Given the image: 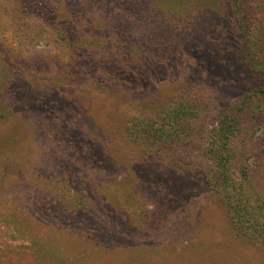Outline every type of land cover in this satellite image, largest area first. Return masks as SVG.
I'll return each instance as SVG.
<instances>
[{
  "label": "rangeland",
  "instance_id": "374dc122",
  "mask_svg": "<svg viewBox=\"0 0 264 264\" xmlns=\"http://www.w3.org/2000/svg\"><path fill=\"white\" fill-rule=\"evenodd\" d=\"M13 1L0 0V264H264V94L255 90L244 108L225 118L234 134L227 144L219 137L218 156L206 148L222 107L253 91L239 70L228 4L149 0L153 14L181 29L187 14L216 10L213 26L220 27L233 69L224 71L222 81L210 76L213 70L210 77H198L185 56L202 58L213 48H154L184 57L157 62L153 93L144 96L153 100L137 102L118 97L129 94L121 89L98 86L83 56L73 69L63 70L69 58L59 35L42 23V16L12 14ZM120 3H94L77 18L98 27L112 13L127 16ZM201 67L209 69L208 62ZM183 99L195 109L173 133L158 109L183 110L188 106ZM151 104L155 126L172 137L164 153L174 156L178 167L155 157L145 161L149 147L135 134L126 135L128 123L152 116ZM41 124L55 132L51 148L38 133ZM244 162L252 185L239 190L242 199L204 184L202 172L214 164L227 166L236 183L247 181L235 167ZM186 164L195 168L183 176L179 166ZM173 173L184 181L175 182ZM210 180L216 187L227 182L213 173ZM243 199L246 207L239 205ZM231 206L243 222L238 234L226 213Z\"/></svg>",
  "mask_w": 264,
  "mask_h": 264
},
{
  "label": "trees",
  "instance_id": "16d2710c",
  "mask_svg": "<svg viewBox=\"0 0 264 264\" xmlns=\"http://www.w3.org/2000/svg\"><path fill=\"white\" fill-rule=\"evenodd\" d=\"M224 1L231 11L236 30L235 38L239 42L237 47V51L239 50V70L248 79L249 86L250 84L253 86V91L245 92L234 101L233 105L229 104L222 107L218 127L211 128L206 138L208 152L212 151L215 155L218 154V148L215 146L219 143V137L224 139L223 144H227L230 136L234 134L225 118L236 114L238 108H244L247 101L246 97L255 90L264 94V0ZM107 2L116 4L122 2L127 16L132 15L133 18L128 20V17L121 13H112V17L104 19L98 27H95L91 19L77 18L78 15H84V10L90 5L94 3L103 5ZM148 2L149 0H14L10 9L13 10L12 14H19L22 18L28 16L40 18L42 16V23H45L53 34L59 35L62 46L67 51V58H69L63 70L73 69L74 64L83 56L86 59L84 66H91L90 70L94 74L95 83L100 87L106 86L108 88L109 86L113 91L121 89L128 92L129 94L125 96L117 94L118 97H123L127 101L153 100L144 98V96L153 93V88L150 85L155 81L153 77V73L156 72L154 65L163 59H175L176 56L178 59L184 57L182 52L173 51L168 55L167 53L153 52L154 48L155 50L169 46L182 48L185 45L192 48L194 46L198 50L204 49V51L213 48L205 53L202 58H199V55L198 57L195 55L185 57L190 60L189 68L199 70L198 77H208L209 70H213L210 76L216 78V81H222L224 71H230L233 67L230 65L232 62L230 51L223 49L225 38L218 32L220 27L213 26L211 16L216 17L217 11L207 8L198 10L195 14L189 13L186 16V27L181 29L176 25L177 23L171 25L168 19L153 14ZM59 12H63L65 18L58 19ZM173 26L178 27L177 30H174ZM95 30H100L103 34L99 35ZM133 49L136 50L135 53H132L131 50ZM206 61L209 69L204 70L201 64ZM184 72L189 73V71ZM145 81L149 84H146ZM147 86L150 88L143 91L148 88ZM141 89L142 94H140ZM178 94H180L179 89L175 92V95ZM135 96H140V99L135 98ZM191 105L188 103L186 108L182 105L183 110L167 108L166 113H163L165 109L160 107L157 116H160L163 124L167 121L169 125L173 126V133H178L180 123L195 109ZM234 107L236 108L232 112ZM147 110L151 111L152 116H149L144 123L140 124L136 121L128 123L129 120L126 121V124L128 123L126 135L134 136L135 134L134 139L141 140L142 144L149 147V150L146 149L144 152L148 155L145 157V161H153V157H155L161 160L159 163L162 165L164 160H167L169 164L177 166L173 163L175 161L174 156L164 153V148H167L168 143H171V135L155 126L157 122L153 119L152 104ZM37 129H39L38 133L45 144L51 148L55 132L50 127L43 128L42 124L41 127L37 126ZM77 150L79 149L77 148ZM76 152L74 151L70 159L74 158ZM162 165H158L159 170L164 168ZM179 167L184 171L182 175H187L195 168L190 164ZM235 167L240 171L242 181H247L236 183L227 166L214 164L212 169L202 172L204 184L207 188L222 193L228 198L242 199V193L239 190L248 188L249 183L252 185L250 170L245 162L236 163ZM209 172L213 173L214 176L217 175L220 179L227 178V182L223 183L222 187L221 185L220 187L212 185L211 183L214 181L210 180ZM172 175L175 182L180 184L184 181H181L182 178L178 175L174 173ZM56 203L63 211L65 210L66 206L61 201ZM242 204L246 207V199L239 201V205ZM228 208L226 213L229 214L232 228L236 229L238 234L239 231H243V222L239 219L237 209L232 206ZM108 214L112 213L108 211ZM75 227L83 228L78 223ZM248 238L246 239L249 240Z\"/></svg>",
  "mask_w": 264,
  "mask_h": 264
}]
</instances>
